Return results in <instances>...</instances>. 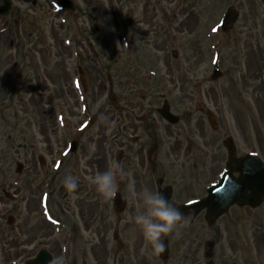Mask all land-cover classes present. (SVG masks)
<instances>
[{
  "label": "rangeland",
  "instance_id": "rangeland-1",
  "mask_svg": "<svg viewBox=\"0 0 264 264\" xmlns=\"http://www.w3.org/2000/svg\"><path fill=\"white\" fill-rule=\"evenodd\" d=\"M71 1L73 15L55 0H11L0 17V264H24L40 250L65 264H173L160 261L135 223L138 193L166 185L182 196L204 191L217 178L197 170L203 159L220 158L228 136L241 154L264 149V0H256L251 31L239 21L226 33L219 21L237 0ZM163 100L180 120L171 139L157 121L163 161L141 169L137 144L149 134L141 115L156 114ZM74 138L78 150L69 154ZM113 162L128 174L114 191L127 197L120 214L114 192L105 197L93 183ZM67 175L79 177L75 192L62 183ZM240 213L231 208L215 224L199 219L190 230L178 225L162 240L180 254L197 237L208 244L211 264H242L239 251L250 254L254 235Z\"/></svg>",
  "mask_w": 264,
  "mask_h": 264
},
{
  "label": "flooded vegetation",
  "instance_id": "flooded-vegetation-1",
  "mask_svg": "<svg viewBox=\"0 0 264 264\" xmlns=\"http://www.w3.org/2000/svg\"><path fill=\"white\" fill-rule=\"evenodd\" d=\"M255 1L254 0H237L235 1L234 5L238 11V18H237V23L240 21L241 24L243 25V28L245 30H250L252 29V24H254L253 21V16L252 13H254V10H256L255 7ZM254 9V10H253ZM241 19V20H240ZM32 52V49L30 53ZM34 61L30 62L31 64ZM42 76H40L41 79ZM141 120L145 123L147 130L149 132L148 135H145V138L143 141L139 142L137 144V149L139 151L138 154L141 155V169L144 168L145 164H147L149 171L151 170V167L154 166L156 168H159L160 162L163 160H160V150L162 146L161 142V134H158L160 131L158 126H157V121L161 122V119L159 118L158 114H142L141 115ZM125 129V123L122 121V124L120 125ZM115 129V128H114ZM171 127L166 126V132L163 134L165 137L167 136L169 139H171V136L173 135V132H171ZM159 136H158V135ZM256 143V140H255ZM171 151L166 152L164 155L165 156H173V144L172 142H169ZM174 144H177L175 142ZM242 148L238 143L234 144V152L235 156L237 159H241L242 157L245 156V154H241ZM251 151H256L259 153V156L262 161H264V149L259 148V149H251ZM220 158L216 159H203L202 164L200 165V169L197 170L198 173H201L203 176L209 175L210 172H214V175L218 173V169L222 164L225 166L228 152L225 147L222 146L220 149ZM166 160V159H165ZM176 159L170 160L171 162H175ZM217 169V170H216ZM194 174V171H193ZM149 180L152 181L151 177L152 175H149ZM192 186V185H191ZM190 186V187H191ZM187 196H182V192L178 191V193L174 194L173 190L170 193V198L168 199L171 201L186 217H188L187 223H181L179 226L186 228V230L189 228L191 229L192 226L197 225V221L199 219L204 220L202 224H205L206 226H209V222L205 218V211L200 210L198 207H191L186 209H182L181 207L186 205L187 203L197 201L202 199L205 196V192H194L191 190H188ZM157 192V191H156ZM198 193V194H197ZM127 197L125 196V199ZM182 198H184L182 200ZM127 201V199H126ZM262 206L256 208V209H251L250 208H236L238 210V214L240 215L241 211L244 212L245 214L243 215V219L245 222L249 221L250 222V228L251 231H253L254 238H251V245L249 249L250 254H246V257L243 255V249L239 251V256L237 258L238 261H241L242 264H264V197L262 198L261 202ZM262 211V213H258V210ZM194 244L192 242H188V245L183 243L179 249H180V254H174L171 253V244L169 242H165V250H166V259L165 263H168L169 261H173V264H202V262L205 261V264H209L208 261V256H209V249H202V253L200 256V247H204L203 239L200 241V238H195ZM202 245H201V243ZM204 244V245H203ZM245 250V249H244ZM246 250V251H247ZM237 261V262H238Z\"/></svg>",
  "mask_w": 264,
  "mask_h": 264
},
{
  "label": "water",
  "instance_id": "water-1",
  "mask_svg": "<svg viewBox=\"0 0 264 264\" xmlns=\"http://www.w3.org/2000/svg\"><path fill=\"white\" fill-rule=\"evenodd\" d=\"M3 5L0 6V14H6L10 9L9 0H1ZM58 4L67 9L70 12H75V7L69 0H57ZM228 21L225 29H228L235 21V13L229 10ZM220 75L217 69L214 70L212 79H216ZM81 80L85 88L86 78L81 72ZM158 113L163 116L166 120L171 123L178 121L177 117H173L169 113V106L167 102H163V106L158 109ZM210 126L214 127L216 121L213 116L210 115L208 119ZM76 149L75 142L72 143L71 152ZM257 171H253L256 167L253 163L250 164L247 160L237 162L234 159L229 161L227 169L223 174L218 184L211 186L208 189V197L200 202V206L207 208V216L215 221L219 216L227 211L229 206L237 204L239 206H250L254 207L259 204L260 197L264 194V167L258 163ZM22 171V166L18 165L17 173ZM233 172H238L239 177L234 178ZM169 188L161 192L165 198L168 199ZM123 197L119 194L118 200L116 201L115 209L116 212H121L124 208ZM11 221V220H10ZM51 257L45 251H40L38 255L32 260H28L25 264H49Z\"/></svg>",
  "mask_w": 264,
  "mask_h": 264
},
{
  "label": "clouds",
  "instance_id": "clouds-1",
  "mask_svg": "<svg viewBox=\"0 0 264 264\" xmlns=\"http://www.w3.org/2000/svg\"><path fill=\"white\" fill-rule=\"evenodd\" d=\"M106 119V117H101ZM128 179V174L119 162H113L107 170L93 178L97 190L109 197L115 191L118 181ZM79 177L67 175L62 183L69 192H75L79 186ZM141 204L134 217L135 223L141 228L145 239L157 252H164L165 243L162 237L173 234L181 223H187L186 217L171 201L160 192L144 189L138 193ZM50 264H65L63 256L53 257Z\"/></svg>",
  "mask_w": 264,
  "mask_h": 264
},
{
  "label": "bare ground",
  "instance_id": "bare-ground-1",
  "mask_svg": "<svg viewBox=\"0 0 264 264\" xmlns=\"http://www.w3.org/2000/svg\"><path fill=\"white\" fill-rule=\"evenodd\" d=\"M101 161H103L104 162V164H105V159L104 158H102V160Z\"/></svg>",
  "mask_w": 264,
  "mask_h": 264
}]
</instances>
